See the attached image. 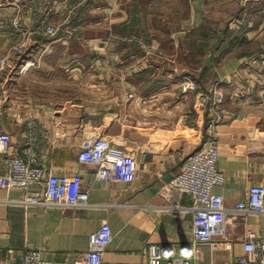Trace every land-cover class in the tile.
<instances>
[{
	"label": "crops",
	"instance_id": "1",
	"mask_svg": "<svg viewBox=\"0 0 264 264\" xmlns=\"http://www.w3.org/2000/svg\"><path fill=\"white\" fill-rule=\"evenodd\" d=\"M3 1L0 19L15 16L29 39L22 54L12 55L19 28L0 29V126L25 159L36 136V164L48 173H81L90 204L25 207L18 202L23 189L0 185V264L29 249L76 264L104 222L113 238L102 264H148L151 244L180 250L189 243L191 200L168 182L205 139L211 102L204 106L201 97L216 82L233 80L231 89L241 83L243 100L226 102L217 127L226 179L215 191L234 209L251 186L264 183V0H89L71 40L66 25L55 38L32 33L45 16L63 20L66 0ZM200 31L212 34L210 45ZM203 47L205 64L197 53ZM91 134L136 157L132 182L99 179L95 165L79 161ZM228 231V239L200 245L190 263L234 264L245 233L264 239V213H230Z\"/></svg>",
	"mask_w": 264,
	"mask_h": 264
},
{
	"label": "built area",
	"instance_id": "2",
	"mask_svg": "<svg viewBox=\"0 0 264 264\" xmlns=\"http://www.w3.org/2000/svg\"><path fill=\"white\" fill-rule=\"evenodd\" d=\"M5 1L0 3L3 5ZM18 26L21 37L11 47L10 54L19 55L28 44V34L18 25V19L7 17L0 19V29ZM33 34L59 37L62 34L59 25L50 22L49 17L41 19ZM212 105L209 107L207 132L201 146L188 154L181 163L178 173L168 182L172 192L186 193L192 211V240L180 250L174 247L160 249L151 244L148 264H191L189 259L202 244L212 243L220 237L228 239V219L230 213L245 215L247 213H264V183L251 186L246 197L237 201L234 209L225 204L222 193L215 191L226 179L219 167V138L217 127L225 120V111L219 105L223 102V92L211 89ZM210 97L208 96L206 100ZM216 103L218 106H216ZM216 106V107H215ZM36 136L29 139L24 148L25 159L13 142L11 133L0 126V154L4 171L0 173V185L24 190L19 203L30 205L86 206L90 204L89 190L83 187L82 174L48 173L43 166L36 164L34 148ZM78 159L82 163L93 164L97 177L103 180H115L130 183L137 170L136 157L123 146L116 144L102 135L85 136L80 145ZM38 185L31 190L30 185ZM113 238L109 223L91 235L90 247L79 257L76 264H102L104 252ZM244 254L234 259V264H264V239L253 231L244 234ZM4 264H56L41 257V250L29 249L20 260L8 257ZM214 264V263H213Z\"/></svg>",
	"mask_w": 264,
	"mask_h": 264
},
{
	"label": "rangeland",
	"instance_id": "3",
	"mask_svg": "<svg viewBox=\"0 0 264 264\" xmlns=\"http://www.w3.org/2000/svg\"><path fill=\"white\" fill-rule=\"evenodd\" d=\"M12 1V0H11ZM14 1V0H13ZM10 1H6V3H9ZM13 3V2H12ZM87 3H89V0H66V15L65 16H63V20H62V18H61V20H59V19H54L53 21L51 20L50 22H52L53 24H55V25H59L60 26V28H61V30H62V26L63 25H66V40H71V39H73V38H75V37H77L78 36V34H79V32L77 31V24H79L78 22H79V19L81 18V17H83V15L81 14V11H82V9H84V8H86L87 7ZM18 11H20V7L18 6ZM17 14V13H16ZM86 17H88V18H92L93 17V15H91V16H86ZM11 18H15V16H13V17H11ZM91 25V24H90ZM89 26V25H88ZM94 27V26H93ZM93 27H92V29H93ZM91 29V28H90ZM91 32V31H90ZM89 32V33H90ZM91 33H93V32H91ZM193 34V33H192ZM192 34L190 35V36H192ZM196 35H199V36H201L202 38H203V43L206 45V46H208V45H210L211 44V42L213 41L212 39H213V36H212V34L211 35H209V33H206V32H202V31H200L199 33H196ZM109 45V44H108ZM101 51V50H100ZM98 52V53H95L94 55H92V57L91 58H94L93 56H97L98 54H102V53H104V52ZM208 47H203V48H200L199 50H198V58H199V60H203L204 61V64L206 63V56L208 55ZM193 54V53H192ZM106 55H108L107 57H110L111 56V54H108V53H106ZM110 55V56H109ZM200 61V65H198V69H197V71H198V73L200 74V72L202 71L201 69H202V67L204 66V64L202 63ZM98 66H104V67H106L103 63L102 64H100V65H98ZM210 73H209V76L210 77H212V78H214V76H215V72L214 71H212V70H210L209 71ZM213 74V75H212ZM212 78H210V80H213ZM210 80H209V82H210ZM232 82H233V80L232 81H230V82H227L228 83V85H223V84H221V83H218V82H216L215 83V85H214V88H215V91L217 92V91H221V92H223V102L219 105L220 107H222V108H224L225 107V105H226V102H230V101H235V102H239V101H241V100H243L242 98V93H243V90H241L240 91V89H239V86L240 85H242L241 83L238 85V87H235V88H229V83H231L232 84ZM209 88V87H208ZM207 88V89H208ZM210 89V88H209ZM208 89V90H209ZM233 91L235 92V93H233ZM210 97L208 100H209V102H211V105H212V95H211V89H210V91H208V92H203L202 93V97H201V104L202 105H204V106H206V103H207V100H206V98L207 97ZM248 99H252V98H254V96H252L251 95V93H250V95L247 97ZM232 101V102H233ZM216 106H218V104L216 103ZM215 106V107H216ZM211 107V106H210ZM205 108H207V107H205ZM206 124H207V121H206ZM204 137L206 136V132H207V127L206 126H204ZM204 140V139H203Z\"/></svg>",
	"mask_w": 264,
	"mask_h": 264
},
{
	"label": "trees",
	"instance_id": "4",
	"mask_svg": "<svg viewBox=\"0 0 264 264\" xmlns=\"http://www.w3.org/2000/svg\"><path fill=\"white\" fill-rule=\"evenodd\" d=\"M23 52H24V51H23ZM23 52H22V53H23ZM22 53H20V54H22ZM20 54H19V55H20Z\"/></svg>",
	"mask_w": 264,
	"mask_h": 264
}]
</instances>
